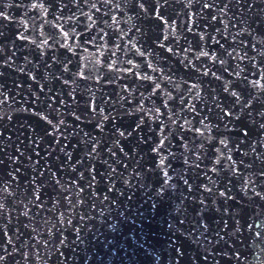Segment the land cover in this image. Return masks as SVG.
<instances>
[{
    "label": "snow or ice",
    "instance_id": "6c2138e0",
    "mask_svg": "<svg viewBox=\"0 0 264 264\" xmlns=\"http://www.w3.org/2000/svg\"><path fill=\"white\" fill-rule=\"evenodd\" d=\"M162 204L149 264H264V0H0V264Z\"/></svg>",
    "mask_w": 264,
    "mask_h": 264
},
{
    "label": "water",
    "instance_id": "95a60500",
    "mask_svg": "<svg viewBox=\"0 0 264 264\" xmlns=\"http://www.w3.org/2000/svg\"><path fill=\"white\" fill-rule=\"evenodd\" d=\"M166 212L167 207L165 204H162L154 217L149 218L146 216L143 218V225H139V221L137 225H125L122 233L116 237L118 241L117 246L120 248V251L117 253H111L102 243H94L92 245V264H149L151 257L146 255L138 246H129L126 243L124 234L129 230L135 231L137 227H140L143 237L153 249L161 252L162 255H170L171 252L166 246ZM69 254L72 255L71 252ZM78 255L81 256V260L77 261V264H81L84 256L83 254Z\"/></svg>",
    "mask_w": 264,
    "mask_h": 264
}]
</instances>
